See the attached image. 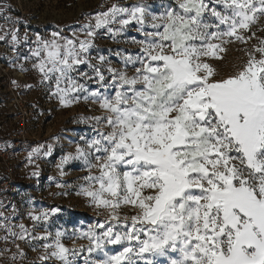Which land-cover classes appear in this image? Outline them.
<instances>
[{
    "label": "snow or ice",
    "instance_id": "6c2138e0",
    "mask_svg": "<svg viewBox=\"0 0 264 264\" xmlns=\"http://www.w3.org/2000/svg\"><path fill=\"white\" fill-rule=\"evenodd\" d=\"M0 19L12 25H0V41L29 45L6 5ZM261 19L264 0H176L159 15L144 4L113 5L83 26L84 39L77 31L36 34L25 59L35 60L41 83L62 106L88 92L77 75L103 89L83 98L107 115L91 118L95 135L82 137L83 146L57 167L63 175L64 165L82 161L89 175L78 195L107 216L68 236L87 239L86 249H69L66 233L53 235L47 227L42 236L23 224L19 232L6 229L9 234L43 241L42 262L76 264L86 252L84 264H264V37L252 31ZM129 25L144 37L134 41L140 52L122 56V69L102 55L93 63L97 30L115 38ZM254 39L239 69L216 78L209 61L222 59L228 44ZM126 207L134 214L121 217ZM57 211L29 215L46 225Z\"/></svg>",
    "mask_w": 264,
    "mask_h": 264
},
{
    "label": "rangeland",
    "instance_id": "374dc122",
    "mask_svg": "<svg viewBox=\"0 0 264 264\" xmlns=\"http://www.w3.org/2000/svg\"><path fill=\"white\" fill-rule=\"evenodd\" d=\"M136 4H144L150 12L159 15L169 5L175 7L176 0H0V5L7 6L8 15L17 21L15 27L20 28L21 35L27 32L30 41L28 46L21 43L18 47L10 41H0V264H60L55 260H40L44 254L43 241L15 239L6 230L8 228L19 232V225L23 224L32 235L41 236L45 234V227L53 235L61 230L66 233L62 239L66 247L86 249L90 244L87 239H68V236L73 233L79 236L107 216L102 209L90 207L88 198L78 195L81 185L87 183L84 177L89 175L82 161L73 160L64 165L63 175L57 167L64 156L75 154L77 146H83L82 137L95 135V121L91 118L107 115L91 98H83L88 92L103 89L94 79L77 75L78 82L84 84L88 92L77 93L80 96L78 102L69 107L62 106L52 95V90L41 83V76L33 67L35 60L25 59L30 57L29 47H34L31 41L36 34L51 38L53 31H61L68 37L77 31L84 39L81 29L98 13L113 5L130 8ZM0 25L4 30L12 28L3 19H0ZM262 28L264 19L252 31L264 37ZM143 38L134 25H129L115 38L106 29H99L90 50L92 62L98 64L97 57L102 55L113 68L122 69L121 57L138 54L140 46L134 41ZM256 43L254 39L248 44L226 45L222 59L209 61L216 78H227L235 73L247 59L245 49ZM79 67L91 74L87 66ZM128 74L134 75L131 66ZM105 75L107 79V73ZM101 130L107 131L106 128ZM49 147L51 152L45 155ZM37 148L39 152L30 161L29 153ZM34 172L37 175L34 176ZM93 174L98 173L94 170ZM58 184L63 187H57ZM53 209L58 211L46 225L37 224L29 215H40ZM133 214L130 207L123 208L120 213L121 217ZM20 252L24 253L23 257ZM86 255V252L81 253L76 264H84ZM92 255L97 257L99 253Z\"/></svg>",
    "mask_w": 264,
    "mask_h": 264
}]
</instances>
